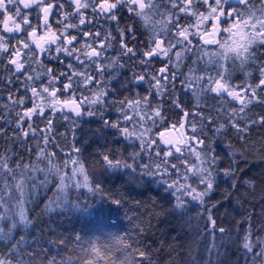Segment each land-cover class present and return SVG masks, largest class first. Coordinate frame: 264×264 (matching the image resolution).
I'll return each instance as SVG.
<instances>
[{
    "label": "trees",
    "instance_id": "trees-1",
    "mask_svg": "<svg viewBox=\"0 0 264 264\" xmlns=\"http://www.w3.org/2000/svg\"><path fill=\"white\" fill-rule=\"evenodd\" d=\"M230 2L236 5V0ZM154 4L159 7L160 12L172 11L171 5L165 4L163 0H155ZM164 7L166 9H162ZM193 9L197 13L207 12V6L198 2H195ZM180 22L197 24L195 16L191 13L184 16ZM232 23L236 22L229 21V24L222 25L227 28ZM210 24L211 19L199 26H202L203 31L207 30ZM146 43L147 40L144 41V44ZM193 43L195 44V40ZM239 46L243 47L242 44ZM251 47L255 50L254 45H249V48ZM219 48L204 47V58L197 64L191 63L196 59L194 56L191 59L176 60L175 63L171 60L170 70L174 69L175 75L168 71L159 75L156 70L152 75L146 71L145 80L139 84L140 88H137L136 93L128 90L121 97V101L120 98L113 100L115 103L126 102L128 105L97 106L93 110L95 115H98L94 123L89 122L86 116L88 112L77 118L72 112L59 109L56 105L50 107L48 102H45L49 100L50 90L53 88L48 82L51 77L48 72L50 68L57 69L55 64L50 66L49 63L33 60L29 72L21 76L26 81L21 83L19 77L14 78L13 72L7 70L8 62L1 56L0 155L13 159L19 157L18 163L36 165L44 170L33 174L35 182L30 185L27 207L33 224L26 233L22 229L19 231L20 235L26 236L23 248L27 252H33V249L39 252L43 249L48 258L55 257L58 261L70 258L76 264H173V261L175 264H186L189 255L196 257L200 264H204L208 259H211L212 264H217V261L220 264H253L240 245L242 237L247 234L246 229H251L253 244L256 240L264 242V231H261V228H264V127L257 125L246 137L238 139L234 131L225 129L221 131H227V135H214L215 126L212 131L205 126V134L213 141H220L217 151L221 156L225 145H233L229 151L239 171L235 180L224 176L217 177L218 187L214 188L203 205L187 198L185 208L176 209L173 207L176 204L174 195L167 190L163 180L147 175L139 169L123 166L128 164L136 168V165L155 166L160 163L156 153L162 155V150H168L171 146L163 144L161 138L154 136V133L183 122L185 115L176 107L177 101L180 102L184 113L187 111L192 114L187 115L188 137L192 136L190 120L194 121L197 128L201 126V119L195 115L197 112L200 117H209L208 123L211 124L218 109H226L229 112L238 110L239 101H231L227 96L217 99L215 94L203 90L197 104L195 96L188 93L187 85L183 90L180 87L184 76L216 77L217 69H226L224 75L227 82L239 92L249 85L255 87L259 80L264 78L260 74V68L264 67V45L255 51V58L250 59L244 66L235 55L211 58V55L205 54L207 50L215 52ZM158 61L153 63L157 66L156 69ZM165 64L159 63V70L160 66ZM190 68L193 70L191 73ZM28 76L32 79H26ZM172 76L179 79L172 81ZM152 77H163L159 91L155 89ZM32 87L37 88L39 97L32 96ZM44 87L49 88V93L41 91ZM260 94L261 90L258 89L257 96L260 97ZM20 100L24 103H16ZM42 101L46 105H42ZM133 102H138L139 107H129ZM37 105L40 107L37 108ZM41 107H44L43 111ZM33 108L37 110L31 116L22 119L18 117V113L22 115ZM248 109L245 110V119L249 116L252 119L264 116V104L249 105ZM155 111H159L160 118L152 115ZM113 123L118 126L114 127ZM123 128L136 132L137 136H124ZM147 130H150L151 136L145 137ZM141 136L144 143L139 138ZM149 141L152 142L150 146ZM208 142L204 141L205 144ZM203 146L199 145L201 148ZM41 150L44 157L40 156ZM104 155L121 160V166L110 167L103 160ZM49 160L61 169V174L68 175H71L73 168L83 164L93 190L72 188L68 204L56 208L55 211L45 212L44 206L56 191L54 185L59 181V175L48 171ZM185 161L194 162V157L189 156L186 151L167 158L168 163L177 166ZM9 166H12L11 161ZM178 170L183 172V168ZM169 175H172L171 169ZM241 177L243 182L250 183H244L237 191L235 185ZM164 178L169 179V176ZM77 179L82 181L83 176L77 174ZM45 180L47 184L42 187ZM189 182L195 187L194 181ZM230 184L233 186L230 187ZM116 200L120 203H115ZM212 205H215V208ZM207 216L215 220L216 228L228 231L225 234L213 232L212 224L205 226ZM77 236L81 239L76 240ZM229 236L232 237L231 240L227 238ZM117 239H122L123 243L118 244ZM129 244L131 248L127 247ZM213 244L216 249L209 257L205 248H211ZM3 246L0 243V249ZM93 246L96 248L95 252L92 250ZM138 250H143L148 259L141 258ZM258 250L254 248V251ZM24 258L28 259L27 256ZM255 264L262 262L256 260Z\"/></svg>",
    "mask_w": 264,
    "mask_h": 264
},
{
    "label": "snow or ice",
    "instance_id": "snow-or-ice-1",
    "mask_svg": "<svg viewBox=\"0 0 264 264\" xmlns=\"http://www.w3.org/2000/svg\"><path fill=\"white\" fill-rule=\"evenodd\" d=\"M195 2L207 6V16L193 11L195 6L194 0H170L172 11L167 13L165 18L161 20L158 25L152 19L151 14L157 10V7L151 0H148V2H146V0H112V2H108V0H86L84 3H81V0H69V3H74L76 9L74 14L78 17V23L65 25L61 35L65 36L67 29L72 28L79 31V38L77 35H72L70 38L66 37L65 42V40H60L55 34H52L47 40L41 37L40 39L44 40L45 44L48 45V47L45 48L44 44H41L35 39L37 27L49 28V16L52 13L53 7L62 9L63 5L59 3L53 5L50 0L46 6L45 0H2V4H0V52L13 57L8 60L7 70L13 72L14 78L23 76L25 72L28 71V68L31 67L29 64L26 68L25 63L21 62L19 59L21 57L20 49L16 47L9 48L8 37L11 36L15 39L16 35L20 33L30 38L29 43H25L23 40L19 42L20 47L26 50L23 54L25 61L32 59L30 55V53H32L30 44H35L36 48L39 49L37 55H44L49 61L55 60L59 62L62 52L67 57L80 61L78 55L74 56L76 49L70 51L68 46L73 45V42L79 44L81 40L85 39L95 41L101 38L100 32L93 30L85 32L82 30V27L91 29L93 26V19H86L84 11L82 10H90L93 18L98 16L103 17L105 22L115 23L116 25L119 24L121 19L117 14L126 10L128 13H131L132 16L141 18L143 23L149 25L152 29L151 43L153 47L140 53L142 57L141 62L144 64H151L152 60H160L161 57L166 59L160 62L167 63L173 58L176 60L182 58L191 59L193 56L196 57V59L192 60L191 63L197 64L200 59L204 58L202 50L206 47L202 43L201 36L198 33V25L209 19L223 25L229 24V21H242L245 25H249L251 28L255 29L254 34L246 40L243 47L239 46L238 43L227 45L224 46V52L221 53V55L230 53L239 57L242 66L246 65L250 59L255 58V51H258L259 47L264 45V0H258L259 6H257V0H236L235 6L230 0H195ZM188 13H191L193 16L199 15L197 25H189L187 27L181 26L180 20ZM257 13H259V15H257ZM32 20H37L38 24L34 25ZM6 21L8 22V27H5ZM29 29H31L30 32L28 31ZM224 31H228V29ZM117 34L123 35L118 27ZM128 34L134 35L131 28L128 29ZM159 37H163V39ZM198 37L199 39H197ZM58 40L60 42L59 44L57 43ZM194 40L195 44L193 43ZM65 43L66 46L63 48L60 47V44ZM164 44H166L167 47H163L162 45ZM53 45H55L54 48ZM249 45H254L255 50L254 47L249 48ZM85 47L91 48V51L85 53L87 60L89 62H94L99 60L101 53L105 52L107 48H111L112 44L109 42L107 45H100V51H97L95 47H91V44L86 43ZM52 51L55 52L54 56L49 55ZM121 52L122 55L132 54L133 49L128 48L127 45H123ZM80 64L83 66L84 62L80 61ZM115 65L116 62L113 61L110 62L107 67L113 68ZM178 66L179 65H177V67ZM68 67H72L71 63L68 64ZM161 71H163V69H161ZM189 71L191 73L193 70L190 68ZM224 72H226V69H217L216 77L184 76L183 83L180 87L183 90L184 86L187 85L188 93L195 96L197 104H199L200 92L203 90L207 93L215 94L217 99L227 96L231 98V101H239L238 110L229 112L226 109H218L217 116L212 118L211 124L208 123L209 117H200L199 112H197L195 115L201 119V126L197 128L194 121H189L191 124L192 136L188 137L186 142L175 144L168 139H163L162 143L171 147L168 150H162V155L161 153H156L160 158L159 164L155 166L151 164L143 166L136 165V168L128 164L123 165L125 168L134 170L139 169V171L147 175L159 177L163 180L164 184L167 186V190L174 195L176 204L173 207L176 209H184L187 198H190L192 201H198L201 205L205 204L206 198L213 193L215 187H218L216 184L217 177L224 176L228 177L229 180H235L236 173L239 171L236 167V161L232 158V154H230L229 151L233 148V145L231 143L225 145L223 155L221 156V153L217 151V148L220 146V141H213L209 138L204 132L205 126L209 131H212L215 126L214 135H227V131L224 133L221 131L225 129L234 131L238 139L246 137L250 130L257 125L264 127V116L258 119H252V117L249 116L245 119L247 115L245 110L248 109L249 105L264 104V98H261L264 97V78H261L255 87L249 85L243 87L242 92H237L227 82ZM260 74L261 77H264V67L260 68ZM62 75L67 78L68 74L64 73ZM181 75L183 76V73ZM26 79L31 80L32 77L28 76ZM152 79L155 81V89L159 91L161 88L160 80L163 79V77L159 79L152 77ZM171 79L172 81H176L179 78L172 76ZM5 80H7V77H5ZM144 80V76H139V83H143ZM8 82L11 83V81ZM49 83L54 84L55 80ZM62 86L70 87L71 85ZM258 89L261 90L260 97L257 96ZM41 91L49 93V88L44 87ZM31 93L34 97L40 96L36 87L31 88ZM50 95L54 96L55 92L50 93ZM104 96V89L101 88L98 94H96L89 103L103 104L105 102ZM245 97L248 98L246 99ZM8 99H11V97H8ZM29 99H31V97ZM16 103L23 104L24 101L20 100ZM49 106L51 107V105ZM39 107L40 106L37 105V108ZM129 107H139V103L133 102L129 104ZM176 107L184 114L179 101H177ZM36 110V108H33L22 115L19 113L17 115L22 119L23 117L31 116ZM248 110L250 111V109ZM76 112L77 116L81 114L79 108H76ZM89 114H91V112ZM152 115L160 118L159 111L153 112ZM187 115L192 114L188 113ZM125 119H127V116H125ZM221 120H223V122H221ZM241 125H243V127H241ZM113 126L117 127L118 124L113 123ZM180 127L184 128V124L181 123ZM122 133L129 138L137 136L136 132H130L128 128H123ZM24 135H27V133H24ZM139 138L141 142L144 143L143 137L141 136ZM205 140L209 141L208 144L204 143ZM245 143H247V140H245ZM151 144L152 142L149 141L148 146ZM199 145L204 146L201 148ZM182 151H186L189 156L194 157V162L189 163L185 161L179 166L167 162L168 157H173L174 154H179ZM40 156L44 157V152L42 150ZM176 158L179 159V157ZM19 160V157L13 159L10 156L0 155V243L4 245L3 248L0 249V264H76V262L70 258H65L60 261L55 257L48 258L44 255L43 249L39 252H36L35 249H33V252H27L26 249L23 248V245L26 244V236L20 235L19 231L22 229L26 233L27 229L33 224L32 219L29 217V209L27 207L30 185L35 182L33 174L44 170L36 165L25 164L23 162L18 163L17 161ZM103 160L113 168L120 167L122 163L121 160L110 158L109 155H104ZM10 161L12 164L11 167L9 166ZM48 163V171L55 172L59 175V181L58 184L54 185L56 191L53 192L49 202L44 206L45 212L55 211L56 208L68 204L70 189L72 188H88L89 191L93 190L92 186L89 184V176L85 172L83 164L73 168L71 170V175H68L66 173L61 174V169L55 164H52L50 160ZM179 168H183V172L179 171ZM169 169H171L172 175H169ZM77 174L83 176L82 181L77 179ZM165 176H169V179H165ZM8 181H10V183ZM189 181H194L195 187H193V184ZM244 183L250 182H243V178L241 177L240 180L236 182V190L239 191V188L242 187ZM46 184L47 180H45L41 186L43 187ZM229 186L232 187L233 185L230 184ZM114 202L117 204L120 203L119 200ZM212 207L215 208V205H212ZM207 212L208 209L206 207V215ZM208 224L213 225V232L218 231L221 234H225L228 231L224 228H216V222L211 216H207L205 220V226ZM245 231L247 234L242 237V243L240 245L245 250V255L249 256L253 264H255L256 260H260L262 264H264V242L256 240V243L253 244L251 229H246ZM261 231H264V228H261ZM227 238L229 240L232 239L230 236ZM80 239L79 236L76 237V240ZM116 242L120 244L123 243V240L117 239ZM61 243H63V241H61ZM127 247L131 248V245L129 244ZM254 248H258L259 250L254 251ZM215 249L216 245L213 244L211 248H205V251L209 254V257H211ZM92 250L93 252L96 251L95 246H93ZM138 251L141 258L148 259L143 250ZM216 254L219 255V253ZM25 256H27L28 259H25ZM173 264H175V261H173ZM186 264H200V262L196 257L189 255ZM204 264H212L211 259L205 261ZM217 264H220V262L217 261Z\"/></svg>",
    "mask_w": 264,
    "mask_h": 264
},
{
    "label": "flooded vegetation",
    "instance_id": "flooded-vegetation-1",
    "mask_svg": "<svg viewBox=\"0 0 264 264\" xmlns=\"http://www.w3.org/2000/svg\"><path fill=\"white\" fill-rule=\"evenodd\" d=\"M49 0H45V6ZM50 2L53 5H56L57 3L63 5L62 9H57L53 7L52 13L49 16V28H42L40 26L37 27L36 30V37L35 39L38 40L41 44L45 45V48L48 47L47 44H45L44 40H41V37H44L45 40L49 39L52 34H55V36L59 37L60 40H65L66 37L70 38L72 35H77L79 38V31L77 29L68 28L66 31L65 36H62V30H64L65 25L67 24H77L78 23V17L74 14L76 9L74 6V3H69V0H50ZM86 2V0H81V3ZM108 2H112V0H108ZM148 2V0H146ZM152 3L155 2V0H151ZM165 4L169 3L170 0H163ZM0 4H2V0H0ZM166 9V7L162 8ZM170 10L171 7H170ZM84 11L85 18H92L93 19V26L91 29L89 28H83L82 30L87 32L90 30L100 32L101 38L95 41L91 40H81L79 44L73 42V45L68 46L69 50L72 51L73 49H76L74 52V56H79L80 61H83L84 64L81 66L80 61H76L74 58L67 57L63 52L60 54V60L59 62L52 60L49 61L44 55H37L39 53V49L36 48L35 44H30V47L32 48V53L30 55L32 56V59L25 61L24 60V52L26 50L22 49L20 47V41L23 40L25 43L30 42V38L25 36L23 33H20L19 35H16L15 39H13L11 36L8 37V43L9 48L16 47L20 49L21 51V57L19 58L21 62L25 63V67L27 68L28 65L34 60L36 62H46L51 64H55L57 69H49V74L51 77L49 78V81L55 80V83L52 84L53 88L50 90V93L55 92V95H50L48 97L47 105H63L65 111H69L71 107L79 108L82 110L84 107L82 105H89L85 106V113L86 116L89 119V122H95L98 115H95L93 110L97 108L99 105H128L126 102H118L113 103L114 98H120V101L122 100L121 97L124 93H126L128 90H132V92H135L138 90L139 87V76H144V73L148 71L150 74L153 75V73L156 72L160 75L164 72L176 74L175 70H170V62H167L165 65L160 66L159 70V63H161V60H165L166 58L161 57L158 61V69H156L157 66H154L156 60H152L151 64H144L142 63V57L140 53L142 51H147L149 48L153 47L151 43V33L152 29L149 27V25L144 24L141 18L132 16L131 13H128L126 10H123L121 13H118L117 15L121 17L119 24L116 25L115 23L111 22H105V19L103 17H92V12L90 10H82ZM59 13V14H57ZM167 12L165 10H162L160 12L159 7H157V10H155L151 15L153 21H155L158 25L161 20L165 18ZM163 14V15H162ZM32 23L34 25L38 24L37 20H32ZM181 23V22H180ZM219 24V22L211 23L208 30L210 33H216L217 36H220L221 32L215 30V24ZM183 24V23H182ZM186 27L189 26L188 24H183ZM5 27H8V22H5ZM117 27L121 30L123 35L117 34ZM131 28L133 30L134 35L128 34V29ZM29 32L31 29L28 30ZM175 31V30H173ZM110 33V36H109ZM160 39H163V37H159ZM147 40V43L144 44V41ZM112 44L111 48H107L105 52L101 53V57L99 60H96L94 62H89L86 58L85 53L88 51H91V48L85 47V44H91V47L97 48V51H100V45H107L108 43ZM59 44V40L57 41ZM202 43H205L207 45H211L213 43V38L203 39ZM123 45H127L128 48L133 49L132 54H123L121 52V48ZM66 46L65 44H60V47ZM163 47H167L166 44L162 45ZM55 45H53V48ZM49 55H55V52L52 51L49 53ZM171 55V53H170ZM3 56V58L8 62L9 59L13 58L11 56H8L5 53L0 52V58ZM116 62V65L113 68H108L107 65L110 62ZM176 62V59L173 58L172 62ZM71 63L72 67L69 68L68 64ZM173 63V64H174ZM123 65V66H119ZM175 66V64H174ZM169 67V69L167 68ZM146 68V69H145ZM163 69V71H161ZM28 71L25 72L27 74ZM67 73V78H65L62 74ZM24 74V75H25ZM82 74V75H81ZM133 77L137 78L136 80L133 79ZM72 79V80H70ZM19 81L21 83L25 82L26 80L24 78H21L19 76ZM72 81V82H71ZM62 85H71L70 87H63ZM104 89V100L105 102L103 104L97 103V104H91L89 101L93 99L96 94L100 91V89ZM40 99H44L40 97ZM42 105H46L42 101ZM90 105H93L90 107ZM60 109V108H59ZM92 109V110H91ZM83 110V111H84ZM91 112V114H89ZM108 113V112H107ZM181 125V124H180ZM167 128V127H166ZM175 129L178 128V126L174 127ZM165 129V128H164ZM163 130V129H162ZM161 130V131H162ZM158 131V137H160V132ZM188 137V136H186Z\"/></svg>",
    "mask_w": 264,
    "mask_h": 264
},
{
    "label": "rangeland",
    "instance_id": "rangeland-1",
    "mask_svg": "<svg viewBox=\"0 0 264 264\" xmlns=\"http://www.w3.org/2000/svg\"><path fill=\"white\" fill-rule=\"evenodd\" d=\"M194 5H195V2H194ZM193 11H194V9H193ZM198 14H203V15L207 16L208 12H200ZM257 15H259V13ZM195 18H196V22H197L198 19H199V15L195 16ZM214 22L215 21L211 20V23H214ZM180 24H181V26H185L182 23H180ZM195 25H197V24H195ZM214 26L216 28L215 30L221 32L220 36H217L216 33H210L209 31H207L208 29L202 31V29H203L202 26L198 25V33H200V36H201L202 40L204 38L205 39L213 38V43L211 45H209V46H206V47H210V46H211V48L220 47L218 49V51H215V52H212L211 50L205 51V54H207L208 56H210V55L212 56L211 58H213L214 56L215 57H220L221 53L224 52V46L237 44V43L239 45L242 44V46H243V43H245L246 40L254 34V29L251 28L249 25H245L242 21H237L236 23H232L227 28L223 27V25L220 24V23L219 24L217 23ZM225 29H228V31H224ZM225 42H227L229 44H225ZM204 45H207V44H204ZM228 54H230V53H224L222 56L228 57L229 56ZM217 55H219V56H217ZM231 55H233V54H231ZM223 68H225V66H223ZM237 92H239V91H237ZM85 106H89V105H82V107H84V109H85ZM92 106L93 105H90V107H92ZM56 107L60 108L62 110L64 109L63 105H56ZM43 108L44 107H41V111L44 110ZM84 109L83 108H82V110L79 109L81 114L78 115V116H77V112H76V108L75 107H71L68 110H69V112H72L75 115V117L79 118L82 115H84V113H85ZM180 124L178 125V127H180ZM147 131H148L147 133L145 131V134H146L145 137L151 136L150 135V130H147ZM155 132H156V130H155ZM157 135H158V131L156 133H154V136H157ZM187 139H188V137H186L185 142L187 141ZM178 144H180V143H178Z\"/></svg>",
    "mask_w": 264,
    "mask_h": 264
},
{
    "label": "water",
    "instance_id": "water-1",
    "mask_svg": "<svg viewBox=\"0 0 264 264\" xmlns=\"http://www.w3.org/2000/svg\"><path fill=\"white\" fill-rule=\"evenodd\" d=\"M187 114L188 112L186 111L184 113L185 119L182 122L184 124V128L178 127L175 129L174 127H167L160 132V138L162 141L163 139H168L175 144L185 142L186 136H188Z\"/></svg>",
    "mask_w": 264,
    "mask_h": 264
}]
</instances>
